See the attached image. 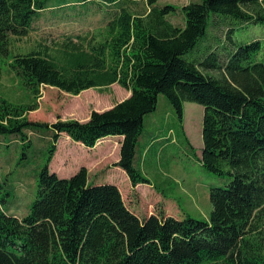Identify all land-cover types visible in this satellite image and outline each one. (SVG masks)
<instances>
[{
	"label": "trees",
	"instance_id": "1",
	"mask_svg": "<svg viewBox=\"0 0 264 264\" xmlns=\"http://www.w3.org/2000/svg\"><path fill=\"white\" fill-rule=\"evenodd\" d=\"M86 1L114 7L102 39L68 35L53 48L37 44L10 54V37L26 36L48 0H0V59L10 54L9 70L32 97L41 87L75 96L116 84L129 92L108 110L90 112L84 123L49 126L21 118L29 107L0 103V136L25 141V148L30 143L25 132L44 130L51 141L27 213L21 218L6 214L0 198V264H264V63L255 59L259 42L239 44L224 58L215 49L199 61L184 57L204 36L209 13L264 25V0L189 2L180 8L182 26L166 18L173 7L157 6V0L78 2ZM136 5L145 9L132 12ZM158 99L172 113L170 126L178 129L179 143L145 127ZM184 103L202 109L198 157L180 131ZM62 135L86 149L105 138L121 139L115 165L132 185L147 183L139 154L146 158L155 152L162 161L171 144L175 156L194 157V168L209 174L200 182L206 211L210 208L206 220L161 211L139 218L124 206L114 184L87 180L84 168L57 176L48 164ZM144 139L149 141L147 156L140 145Z\"/></svg>",
	"mask_w": 264,
	"mask_h": 264
},
{
	"label": "rangeland",
	"instance_id": "2",
	"mask_svg": "<svg viewBox=\"0 0 264 264\" xmlns=\"http://www.w3.org/2000/svg\"><path fill=\"white\" fill-rule=\"evenodd\" d=\"M78 1L48 0V7L39 12L32 22V29L26 36L10 37V54L37 48V44H46L53 48L54 44L68 35L79 34L86 39L93 38L92 41L102 39L106 23L110 19L109 13L114 12V7L105 6L97 1L94 3ZM198 1L200 0H157L155 5H171L173 12L166 18L173 25L182 26L180 8L186 3ZM128 5L129 3L123 4L126 7ZM142 6L136 5L131 11L141 13L140 11L145 9ZM226 32H228L227 39L224 38ZM251 40L259 42L255 59L264 63V25L209 13L204 36L184 57L199 61L209 51L208 49H215L217 54L224 58L237 45ZM10 54L0 59V103L29 107L31 110L24 109L21 116L28 122L47 126L56 121L68 120L84 123L90 112L100 113L108 110L115 103L128 97L129 93L116 84L87 89L75 96L51 87H41L38 96L32 97L9 70L7 63L10 60ZM208 73L210 76H217L215 71ZM161 101L158 99L155 112L146 115L145 127L148 131L161 130L163 131L160 132L161 136L168 137L170 143H179L176 138L178 129L170 126L172 122H175L172 113L169 109H163ZM183 106L185 119L181 122L180 131L186 135V140L189 141L195 150V156L198 157L201 147L199 132L201 107L192 103H185ZM193 108L198 110H191ZM24 136L30 142L25 148L22 146L26 144L25 141L22 142L14 136H0V198L5 200L2 204L3 209L15 217L24 216L34 199L36 175L44 165L51 143L49 133L44 130L25 132ZM178 139L182 141L181 146L184 148L182 135ZM120 141L119 138H105L96 143L92 149H86L63 135L56 142L54 155L48 166L61 178L71 176L82 167L87 173V180L93 178L92 180H98L97 182L105 179L112 183L116 182V188L124 206L137 217L148 216L151 212L156 213L155 207L161 204L164 206L160 210L176 212L173 215L175 218L188 215L196 220H206L210 208L206 211V198L198 188H200V182L203 183L209 174L200 167H198L199 170L194 168V157L190 161L189 157L187 159L183 156H175L176 161H168L167 172H158L157 165L153 163L152 154L144 159L139 157V170L147 183L132 185L125 173L115 165L119 160ZM144 147L145 145L143 149ZM165 147L168 153L171 144ZM170 150L175 155V150ZM145 152L148 154V148ZM178 162L180 167L188 171L186 176L184 173L181 175L182 170L178 167ZM165 165L163 163L161 168L164 169ZM174 176L179 177L177 181H173ZM211 177L220 179L216 176ZM220 180L223 183L226 182V179ZM193 181L196 188L188 184Z\"/></svg>",
	"mask_w": 264,
	"mask_h": 264
},
{
	"label": "crops",
	"instance_id": "3",
	"mask_svg": "<svg viewBox=\"0 0 264 264\" xmlns=\"http://www.w3.org/2000/svg\"><path fill=\"white\" fill-rule=\"evenodd\" d=\"M129 93V92H128ZM129 95V94H128ZM158 102V101H157ZM185 104V103H184ZM183 104V105H184ZM161 105H162V107H166L165 105H164V103L161 101ZM166 109H168V107H166ZM183 109H184V106H183ZM183 109H182V121L185 119V116L183 117ZM191 110H193V111H197L198 109L197 108H193V109H191ZM201 114H202V109H201ZM200 117H201V115H200ZM197 126V125H196ZM199 128H200V124H199ZM154 131H156L157 132V130H154ZM150 132V131H149ZM62 137H63V135H62ZM160 137V136H159ZM158 136H157V139H160ZM115 138V137H114ZM107 139H109V138H107ZM147 142H149L148 141V139H144V140H142V141H140V145H141V148L145 145V147L147 146ZM144 147V151L146 150V148ZM147 155V154H146ZM152 156L154 157V159L156 160L157 159V167H158V172H160V171H165V172H167L166 171V168H168L167 167V165H168V161L169 162H173V161H176V159H175V155L171 152V151H169L168 153H167V155H166V157L165 158H163V160L162 161H159V159L157 158V154L154 152L153 154H152ZM139 157H140V159H141V155L139 154V156L137 155V159L136 160H139ZM142 159H144V158H142ZM159 161V162H158ZM163 163H165L166 165H165V167H164V169H162L161 167H162V164ZM50 165V164H49ZM139 165V164H138ZM178 167L182 170V173H181V175H183V173H184V175L186 176V174H187V172L188 171H186L184 168H182V167H180V163L178 162ZM48 168H49V166H48ZM50 169V168H49ZM51 170V169H50ZM185 176H183L184 178H185ZM177 178H179V177H177V176H174V180L173 181H177L176 179ZM181 179V178H180ZM104 182H108V183H112V181H107V179H105V180H103ZM103 181H100V182H103ZM196 181V180H195ZM164 182V181H163ZM198 182V181H197ZM193 183H194V181L192 182V183H188V184H190V185H193ZM112 184H114L115 186H117L116 185V182L115 183H112ZM193 187H195L194 185H193ZM196 188V187H195ZM200 191H201V193L205 196V198H206V193H205V189H203V188H201V186H200V188H198ZM163 201H166V200H164V199H162ZM161 204H159L157 207H155V210H156V212L157 211H161L160 210V208H163V206L164 205H161ZM2 210H4L3 209V207H2ZM5 211V213L6 214H8V215H12V216H14L15 217V215H13V214H11L10 212H8L7 210H4ZM162 212V211H161ZM165 216H172V217H174L173 215H174V213H176V212H174V213H172V212H162ZM155 213H152L151 212V214H149L148 216H150V215H154ZM23 216V215H22ZM21 216V217H22ZM136 216V215H135ZM148 216H143V217H148ZM20 216H16V218H21ZM139 218H141V217H139Z\"/></svg>",
	"mask_w": 264,
	"mask_h": 264
}]
</instances>
